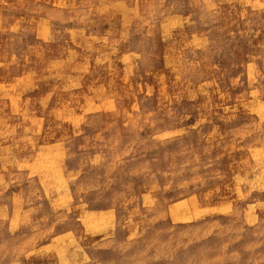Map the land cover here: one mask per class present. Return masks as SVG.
<instances>
[{
	"label": "rangeland",
	"instance_id": "374dc122",
	"mask_svg": "<svg viewBox=\"0 0 264 264\" xmlns=\"http://www.w3.org/2000/svg\"><path fill=\"white\" fill-rule=\"evenodd\" d=\"M0 264H264V0H0Z\"/></svg>",
	"mask_w": 264,
	"mask_h": 264
}]
</instances>
